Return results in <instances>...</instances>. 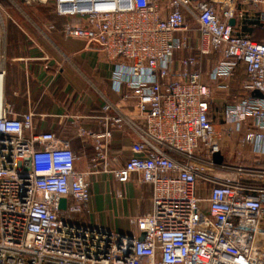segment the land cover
Masks as SVG:
<instances>
[{
  "label": "built area",
  "instance_id": "2783aa9c",
  "mask_svg": "<svg viewBox=\"0 0 264 264\" xmlns=\"http://www.w3.org/2000/svg\"><path fill=\"white\" fill-rule=\"evenodd\" d=\"M19 1L48 5L49 30L102 46L113 63L112 89L134 100L137 114L127 124L136 140L111 168L108 126L102 133L79 127L94 151L79 170L68 140L37 131L33 111L15 112L5 97L0 12V264H264V40L242 31L240 0H224L220 11L215 0ZM239 71L244 77L222 120L240 137L225 154L213 89L230 91ZM105 119L122 126L118 117ZM98 173L150 187V210L129 218L132 232L87 221L90 178Z\"/></svg>",
  "mask_w": 264,
  "mask_h": 264
},
{
  "label": "crops",
  "instance_id": "0c3cea01",
  "mask_svg": "<svg viewBox=\"0 0 264 264\" xmlns=\"http://www.w3.org/2000/svg\"><path fill=\"white\" fill-rule=\"evenodd\" d=\"M215 1L218 11L224 8V0ZM235 10L244 12L242 31L253 32L257 39L264 40V3L240 0L235 3ZM233 20V25L240 23L238 17ZM46 30L49 46L32 40L12 48L8 55L6 52L7 102L17 113L33 111L37 131L49 130L61 140H68L76 154L75 165L79 170L88 169V159L94 151L91 138L79 137L78 128L102 133L108 126L111 132L108 139L110 167H120L130 156L131 143L136 140V134L127 124L128 119L137 114L133 98L127 90L115 92L112 89L113 63L103 51L89 47L81 39L64 38L47 26ZM214 61V55L207 56L204 69ZM240 75L232 82L239 85L244 72ZM213 94L215 101H225L226 92L213 89ZM106 105L109 106L107 110L104 109ZM108 116L120 118L122 126L107 124L105 118ZM232 139L230 152L237 148L238 138ZM260 164L264 165V162ZM90 185L91 197L85 206V217L92 225L129 233L133 230L129 218L150 210V187L137 184L135 178L120 184L110 174L98 173L90 178ZM93 189L99 192L96 204L92 200ZM118 191L121 197L117 196ZM98 206L109 213L108 217L93 212Z\"/></svg>",
  "mask_w": 264,
  "mask_h": 264
},
{
  "label": "rangeland",
  "instance_id": "374dc122",
  "mask_svg": "<svg viewBox=\"0 0 264 264\" xmlns=\"http://www.w3.org/2000/svg\"><path fill=\"white\" fill-rule=\"evenodd\" d=\"M0 12L1 19L5 28V39H6V52H11L12 48L18 47L22 44H27L32 40L42 41L45 45L49 46L51 43L48 38L46 26L49 23L55 21L52 15V10L48 5L33 3L30 5H24L19 0H0ZM187 24L191 28H196L197 23L194 19H187ZM242 71L238 72V77ZM241 76V75H240ZM235 83V84H234ZM234 84V85H233ZM238 87V83L232 82L231 90L226 92L225 101L217 102L213 101L211 104V114L213 117V124L217 131L220 133L219 145L223 152L227 154L229 152L232 138L240 137V133H230L226 129V126L222 120V112L227 104H230L235 98V90ZM242 94V93H241ZM91 192V191H90ZM92 200L96 201L99 196L98 191L93 189ZM98 202V201H97ZM99 205V204H98ZM97 206V205H96ZM93 212L96 215H104L108 217L109 213L100 208H93ZM86 215V213H85Z\"/></svg>",
  "mask_w": 264,
  "mask_h": 264
},
{
  "label": "water",
  "instance_id": "95a60500",
  "mask_svg": "<svg viewBox=\"0 0 264 264\" xmlns=\"http://www.w3.org/2000/svg\"><path fill=\"white\" fill-rule=\"evenodd\" d=\"M229 23L231 25H233L234 23V20H230ZM89 47H93V48H96V49H101L102 46L100 44H98L97 42H90L88 44ZM256 95H260L259 92H255ZM213 160L214 162L220 164L222 162V155L220 154V152H216L214 155H213ZM65 204H66V199L65 198H61L60 199V204H59V207L60 208H64L65 207ZM143 236L144 234L142 233L141 236L139 237V240H142L143 239Z\"/></svg>",
  "mask_w": 264,
  "mask_h": 264
}]
</instances>
